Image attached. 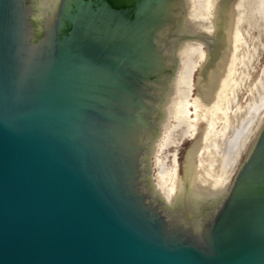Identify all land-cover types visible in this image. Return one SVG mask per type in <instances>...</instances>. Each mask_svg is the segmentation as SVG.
I'll return each mask as SVG.
<instances>
[{
  "label": "water",
  "instance_id": "1",
  "mask_svg": "<svg viewBox=\"0 0 264 264\" xmlns=\"http://www.w3.org/2000/svg\"><path fill=\"white\" fill-rule=\"evenodd\" d=\"M0 264H264V0H0Z\"/></svg>",
  "mask_w": 264,
  "mask_h": 264
}]
</instances>
